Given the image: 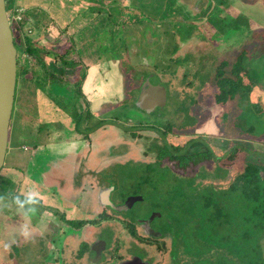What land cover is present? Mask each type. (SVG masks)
<instances>
[{
    "label": "rangeland",
    "instance_id": "obj_1",
    "mask_svg": "<svg viewBox=\"0 0 264 264\" xmlns=\"http://www.w3.org/2000/svg\"><path fill=\"white\" fill-rule=\"evenodd\" d=\"M7 1L9 6L13 4L12 0ZM38 1L17 0L12 18L8 11L11 25L15 27L17 20L24 18L25 8ZM93 3L109 9L112 22L124 35L122 47L116 53L110 50L109 55L102 50L109 42L103 44L102 38L90 46L87 44L71 56L78 61L80 55L84 60L76 71L70 72L68 68L63 74L54 71L60 70L54 57L65 49L68 51L70 46L64 32L59 35V30L52 29L37 32V36L29 30L31 43L40 50L47 70L63 75L65 82L74 84L83 80L84 97L81 99L78 94L73 108L63 102L56 91L59 89L39 78L41 68L36 60L18 52L26 80L16 93L11 136L14 143L25 145L20 149L22 160L15 162L16 167H10L8 157L0 172V264H90L87 257L82 261L76 258L79 248L86 245V249L87 244H79L78 240L77 248L68 247L74 235L69 230L67 236L65 230L70 227L60 225L62 220L65 222V215L77 226L84 222V214L90 222L99 223L88 230L104 242L111 241L109 250L115 248L118 237H125L126 251L117 250L124 257L145 256L151 264H175V261L187 264L189 258L185 253L187 260L178 255L173 262L171 239H157L156 244L146 248L137 244L139 241L131 238L123 226L108 228L109 221L103 220L114 217L113 222L127 219L132 224L145 220L150 221L151 229L156 232L168 231L165 218L178 207L167 210L166 204L176 196L169 195L170 187L180 185L186 190L187 179L196 176L197 170H204L200 166L213 171L214 162L220 168H233L231 174L243 170L249 160L264 162V113H257L261 118L252 114L253 104L264 111V0H97ZM238 18L241 24L238 32L235 24L229 28L220 26L219 21L238 22ZM14 36L19 39L20 31L15 29ZM164 48L166 51H162ZM237 59L243 63L241 75L244 76L232 73ZM82 66L86 74L79 73ZM243 77L248 82L241 83L243 88L237 90L235 97L226 93L227 103L216 101L222 91L228 92L231 79ZM146 79L165 86L168 98L164 107L147 112L138 106ZM72 86L61 88V93L72 96L76 93L71 91ZM84 101L89 105H83ZM200 137L209 142L215 158L197 166L189 163L184 169L177 167L173 161L175 152L192 149L189 142L200 141ZM230 145L239 148L229 161L230 154L228 158L225 154ZM35 147L43 152L55 148L52 155L57 158L53 165L57 175L53 179L60 181L62 189L52 182L51 186H44L45 182L42 185L22 179L31 170L30 159L38 153L39 148ZM223 169L228 175V168ZM220 174L221 171L212 177ZM83 175L88 182L80 190L64 191L67 185H76L71 183L73 177L78 180ZM229 178L219 183L226 186L233 179ZM103 190L109 192L111 203L98 199ZM29 194L31 202L25 200ZM133 196L143 199L130 207L126 203ZM175 200L176 204L184 202L180 197ZM46 211L51 214L47 212V216ZM155 213H162V219L155 218ZM61 214L63 218L59 220ZM139 227V236L147 239ZM21 230L23 236L19 234ZM94 252L89 253L97 258ZM104 262L98 264H107Z\"/></svg>",
    "mask_w": 264,
    "mask_h": 264
},
{
    "label": "trees",
    "instance_id": "obj_2",
    "mask_svg": "<svg viewBox=\"0 0 264 264\" xmlns=\"http://www.w3.org/2000/svg\"><path fill=\"white\" fill-rule=\"evenodd\" d=\"M12 1L13 4L11 3V6H9V2L6 0L7 10L11 11V18L15 15L14 10L17 9L16 0ZM28 22L24 18H20L15 23L16 26H12L14 30L20 31L21 34L19 39L16 36L14 37L17 50L22 52L27 59L36 60L35 63L41 68L39 78L46 80L45 84L52 85L55 90L59 89L56 91H59L58 93H60L63 102L73 108L77 104L76 97L78 94L81 99L84 97L82 91L83 80L79 79L74 84L65 82L63 75H57L56 72L47 70L40 50L31 43L33 30L30 28L31 25ZM219 23L220 26H226L227 28L234 27L235 24V28H237L235 32L241 30L239 18L238 22L228 20L226 23H222L221 21ZM70 51L71 49L69 48L63 54H56L54 63L55 65L59 64L58 69L60 70L54 71H60L63 74L62 72L69 67L71 62L69 57ZM19 61L18 58L17 90L19 88L20 91L25 84L26 78L23 76H25L26 71H24L22 66L20 67ZM242 66L243 63H239L237 59L232 73L237 76H244L241 75L243 71ZM20 75L23 78H20ZM244 78L241 80L240 78L239 80L231 79L228 92L222 91V95L216 96V101L223 104L227 103L226 93L231 94V98L235 97V93H238L237 90L243 88L241 83L245 84L248 82ZM71 85H73L71 91L73 93L76 91V93L70 97H66L61 93V88ZM43 88L45 87L43 86ZM84 104L87 106L88 102L84 101ZM252 111H254L252 114L256 118L262 117L261 114L257 115L258 112L264 113L258 105L254 104ZM14 114L15 109L13 117ZM79 119H81L80 116ZM75 122L78 126V122L76 120ZM12 125L11 123V127ZM251 130L254 129L251 128ZM189 143L192 149L184 150L182 153L177 151L178 154L176 152L175 155L173 154V161L177 167L184 169L189 163L197 166L202 161L207 162L215 158L209 142L205 139L200 137V141ZM238 148H235V146L231 147L230 145L227 150L228 152L225 154L226 157L230 154L229 158L227 157L229 161L233 158L231 155L238 152L236 151ZM199 168L204 170H197L196 176L187 179L189 180V186L187 185L186 190L185 187L180 185L170 187L169 195L176 196L169 200V204H166L167 210L172 211V207L173 210H175L174 206L178 207L176 208V212H168L169 216L165 218L166 224L169 225L168 231L160 233L151 229L157 233L155 239L152 241L153 245L156 244L157 239H171L173 244L171 249L173 262L174 258L178 255H183L187 260V257L183 254L185 253L189 258L187 264H264V162L261 160H249L244 165L243 170L237 173L233 172V174H231L233 168L226 166L221 167V169L215 162L213 171L206 170L201 166ZM223 168H228V175L227 170ZM220 171L221 174L218 177H212L215 174H219ZM179 175L181 176L182 174ZM229 177L233 179L226 186L219 183L229 180ZM206 180L210 181L205 182ZM144 182L145 184L148 182L147 178L144 179ZM216 183H219L220 186H217ZM191 190L194 193H191ZM177 197H180V200L184 202L174 203ZM156 217L157 219H162L163 214L155 213ZM146 222L148 223V221ZM214 245H217V248H214ZM158 249L162 250L161 247H158ZM81 252L83 253V251ZM194 261L198 262L194 263ZM175 262L177 263V261Z\"/></svg>",
    "mask_w": 264,
    "mask_h": 264
},
{
    "label": "crops",
    "instance_id": "obj_3",
    "mask_svg": "<svg viewBox=\"0 0 264 264\" xmlns=\"http://www.w3.org/2000/svg\"><path fill=\"white\" fill-rule=\"evenodd\" d=\"M94 1L97 0H40L36 5L27 6L24 11L25 13L23 12V15H24V19L29 21L28 23L31 25L30 28L33 30V32L36 33L37 36H39L38 33H41L42 31L46 33L48 32L47 30H52V29L59 30L58 33L59 35L64 32L65 35L68 36L70 41L69 48L71 49L70 51L71 60H73L71 56L74 53H77L79 50L84 49V47H86L87 44H89L90 46L93 43H96L100 38H102L101 40H103L102 41L103 44H105V42H109L108 44L104 45V48L102 47V50L105 49L103 51L111 55L110 50H113L114 51L113 53H116L122 47L120 43L123 41L124 35L122 34L120 27L116 26L112 22V19L110 18L109 15V9L108 8L104 9L102 5H97V4L95 5L93 3ZM39 2H42L43 6H41ZM73 48L76 49V52L73 51ZM164 50L166 51L165 48ZM65 51L66 49L64 50V52ZM138 52L139 51H137L136 54H139ZM110 61L113 60H105L103 62H110ZM83 63L84 60L79 55L78 61L73 60L72 62H70L71 67H68V70H71L70 72H73L72 70L76 71V68L80 66V64L83 65ZM85 72H86V68L82 66L81 69L79 70V73L83 74ZM23 145H25L23 144V142L22 144H20V142L18 144L14 143L12 140V136L10 134L9 147H8L6 159L8 157L11 159L10 161L11 168L16 167L15 162L17 160H22L20 159L22 158L20 149ZM39 147H35V148H39ZM54 149L55 148L52 149L53 150L52 152H48V151L43 152L44 150H41L39 148L38 153L34 155L31 154L33 155L32 160L30 159V162L31 161L32 162L31 164H29L31 170L27 175V177H23L22 179H24V181L25 179H30L35 182H40V184L42 185L45 182L44 186L46 185L51 186L52 185L51 182H52L57 184L56 186H58L59 190L62 189L61 185L59 184L60 181L58 182L57 180L53 179V176L57 175L55 173L56 169L53 166L57 160V158H55L54 155H52ZM37 157L38 159H36ZM45 163L48 165H44ZM33 164H36L35 167L37 169L35 172L33 170ZM64 171H66V169ZM84 178L85 175L79 177L78 180L74 179L73 177L71 183H75L76 185L74 187H71V189L73 191L80 190L83 184L84 183L87 184L88 182L87 179ZM39 179L40 181H38ZM21 182H23V180ZM66 187H68V189H65L64 191L71 190L68 185ZM72 190L71 192H73ZM86 192H88V190ZM21 196L23 197V195ZM133 197H139V196H133ZM82 198L83 197H81V199ZM98 199H100V202L102 203L103 202L107 204L111 203L110 194L105 190L102 191V195ZM47 212L48 211H46V215L49 213ZM50 214L51 213H49L48 215ZM84 215H85L84 222H79L77 226L74 225L75 227H77V229L80 228L82 225H84L86 222H89L91 225L92 224L94 225L95 222L94 221L93 223L90 222V220L86 218L87 217L86 214ZM55 216L56 215H53L52 220L56 218ZM58 217L59 219L63 218V215L61 214V216ZM11 224L13 225V223ZM19 234L23 236L24 230L23 231L21 230Z\"/></svg>",
    "mask_w": 264,
    "mask_h": 264
},
{
    "label": "water",
    "instance_id": "obj_4",
    "mask_svg": "<svg viewBox=\"0 0 264 264\" xmlns=\"http://www.w3.org/2000/svg\"><path fill=\"white\" fill-rule=\"evenodd\" d=\"M14 37L6 0H0V172L5 165L9 147L18 82L19 51L15 46ZM167 98L164 86L154 85L150 79H146L141 87L138 106L150 112L153 109L164 107L167 104ZM142 199L143 197H130L126 204L129 203L131 207L134 202ZM121 264L147 263H144L139 257H134Z\"/></svg>",
    "mask_w": 264,
    "mask_h": 264
},
{
    "label": "flooded vegetation",
    "instance_id": "obj_5",
    "mask_svg": "<svg viewBox=\"0 0 264 264\" xmlns=\"http://www.w3.org/2000/svg\"><path fill=\"white\" fill-rule=\"evenodd\" d=\"M87 190L88 189L86 187V191ZM71 193H74V192H71ZM121 204H122V202L121 203H118L117 204L118 207L121 206ZM128 205H129V203H128ZM64 217H65L64 218L65 222H63L62 218L59 219V220H62V223L60 222V225L63 224L64 227H70L67 230H65V233H68L67 236H70V232L74 235L73 236L74 237V240H73V242H69L68 243V247L69 246L76 247L78 240H79V244H83V243L87 244V248L86 249H84V247L86 245L84 247L81 246L79 248L78 255L76 254V258L78 256V259L80 261H82L83 259H85L87 257L86 260L87 259H90L91 262H93L95 264L103 263L104 261H106L104 263H107V264H112V263H114V264L115 263L116 264H121L124 261L131 260L134 257H136V256H133L132 258L131 257H124L123 254H118L117 250L118 251H123V250L126 251V249H125L126 246L123 243L125 237L124 238H119L118 237L116 239L115 248L109 250V245H110L111 241L110 242H104L103 240H100L101 238L99 239L97 237V234L94 235V232L93 231L88 230L87 227L89 228L91 226V224L89 222H86L84 225H82L80 228L77 229V227H75L74 225H72L73 224V221H71L72 218L70 220H67L66 219V216H64ZM103 221H106V222L109 221L108 224H106V225H108V228H109V225H111L112 227H114L116 229H119L120 227L123 226L125 228V230H127L128 234L130 235L131 238H133V239L136 238L139 241L137 244L142 245V246H144L146 248L147 247L148 248H151L152 247V245H153V242L152 241L155 239V236L157 235V233H155L154 231H152L151 228L149 227L150 226L149 221H148V223L145 220L135 221V222H133L134 224H132L127 219H124V220H119L117 222H113V221H116V219L114 217H109L108 219H105ZM68 222L71 225L68 224ZM97 224H99V223L98 222H95L94 225L92 224V226L94 227ZM139 225H140V227H139ZM63 226L61 227V229H63ZM138 227L142 230V232L145 234V236L147 237V239H142L139 236V233L137 232V230H139ZM71 229H73L75 231H72ZM69 230H70V232H69ZM79 230H81V231H79ZM85 231H87V232L84 234ZM110 232H112L111 233V240L113 241L114 232L112 230ZM80 237H83V239L80 240L81 239ZM144 247L143 248L141 247V248L142 249H145ZM91 250L93 252L95 251L94 252L95 253V256H98L99 258L98 257L96 258L93 255H90L89 252H91ZM81 251H83V253ZM97 252H98V255H97ZM146 252H147V250H146ZM81 253H82V255L80 256ZM103 255H104V258L102 257ZM108 256H110V258L108 260H106ZM138 257L144 263H147V264H151L152 263L148 259V257H145V256H143V258L140 257V256H138ZM91 262H90V264H91Z\"/></svg>",
    "mask_w": 264,
    "mask_h": 264
},
{
    "label": "clouds",
    "instance_id": "obj_6",
    "mask_svg": "<svg viewBox=\"0 0 264 264\" xmlns=\"http://www.w3.org/2000/svg\"><path fill=\"white\" fill-rule=\"evenodd\" d=\"M31 199H32L31 194H29V196L25 198V200H26L27 202H31Z\"/></svg>",
    "mask_w": 264,
    "mask_h": 264
}]
</instances>
